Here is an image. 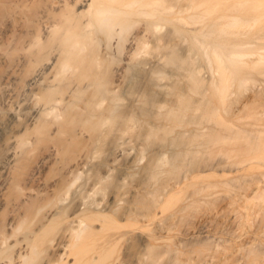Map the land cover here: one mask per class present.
<instances>
[{
  "label": "bare ground",
  "instance_id": "6f19581e",
  "mask_svg": "<svg viewBox=\"0 0 264 264\" xmlns=\"http://www.w3.org/2000/svg\"><path fill=\"white\" fill-rule=\"evenodd\" d=\"M258 74L264 0H0V264H156L164 247L144 229L189 185L231 172L188 168L218 143L207 115L253 105L264 121L259 89L225 103ZM255 183L237 205L241 225L264 200V173ZM247 244L244 264H264Z\"/></svg>",
  "mask_w": 264,
  "mask_h": 264
},
{
  "label": "rangeland",
  "instance_id": "374dc122",
  "mask_svg": "<svg viewBox=\"0 0 264 264\" xmlns=\"http://www.w3.org/2000/svg\"><path fill=\"white\" fill-rule=\"evenodd\" d=\"M258 75L254 76V79L252 76L249 83L247 82V85L244 86L243 88L241 87L238 90V88L235 87L234 93L233 95H231L230 99L225 100V103L228 101L226 103V106H228L229 104V106L227 107L229 110L232 108H235L240 100L244 99L247 95L253 94V92L257 91L258 89H259L258 91H261V92L263 91V94H264V76L263 75L258 76ZM257 109H262V107L251 105L245 110H243L240 113L239 117L235 119H230L229 114L226 113L225 111H219L218 114H215L212 116H210L211 114L207 115V118L206 120H204V122L209 127L214 126L216 133L214 132L212 136H217L219 138L218 143L217 145L213 146L214 148L212 147V149H210L211 152H209L208 155H204L203 158L200 157L201 160L198 158V160H200L199 164L198 163L193 164V166H191L190 164L188 168L194 169V165H195L194 170H197V169H200L201 166L202 168L203 167L209 168L210 166L211 168L212 167L220 168L218 165H223L224 169L227 168L231 172H228L229 174L226 175L225 178L223 177V183L213 184V179L209 178L206 181H200L199 183L193 184L194 186L189 185L184 190V192L178 197L177 201L175 202V206H174L175 210L172 213H165L163 215L157 216L150 223V226L144 229L143 234L147 239L151 241L153 247L157 246L158 244V247L154 249L158 253H161L160 251H162L163 253V250H164L163 256L160 259H158V262H157L158 264L159 263L160 264H182V263L183 264H199V262H202V264H208L206 261L209 259V256L213 253L215 254V252H219V251L222 252V250H224L223 248L225 246H228V244L229 245L232 244V246L236 249L234 250L232 248V250L228 251V256L223 261V264H244L245 255H246V251L244 252V249H245L244 247L247 244V242L250 245L249 246L250 249L254 250L255 246L256 247L258 246L257 247L258 251L259 249L264 251L263 249L264 248V233H261V232H264V200L261 202V205L258 201H256V203L254 202L253 204H251V206L249 207V211H248L249 212L248 219L245 222L246 225L240 224L242 220L241 219L242 215L237 207V205L241 203L242 198L245 195H247L248 198L253 196L254 191L252 192V190H256L255 188L256 179L260 177L261 173H264V135L261 136V134H258L262 138L260 139L259 136L255 138L257 134L253 132V130L264 129V121H258L253 118V112ZM231 125H233V127ZM234 126H236L235 129H234ZM243 129L250 131L252 134L241 132ZM231 134H233V136ZM253 135L255 136L253 137ZM226 154H227V157H226ZM250 159L255 162H251ZM204 164L205 165L207 164V165L205 166ZM174 173H176V171ZM172 174L171 176H168L169 174L168 175L164 174L166 176L163 175L164 176L163 179L167 178V176L172 178L173 177ZM178 176L173 177L174 179L172 178L169 183L175 182L174 180ZM166 182L168 181L165 179V180H162L159 184L155 185L156 193L158 192L160 188H162L160 186H164ZM205 185L206 186L208 185V186L206 187ZM200 187H202L201 190H199ZM195 192L196 193L198 192V193L196 194ZM238 193L243 196L238 195ZM158 194L159 193H157L156 195ZM203 196H206V198L205 197L203 198ZM228 202L231 205L228 204ZM184 207H186V210L184 209ZM244 211L246 210L242 209L241 212H244ZM184 218L185 220H183ZM174 220L175 222L178 221L177 224L175 223L176 226L172 224ZM208 225L210 228H208ZM157 226H160V227L157 228ZM170 226L171 227L174 226L172 227L173 229ZM202 228L205 229V231H203ZM210 235L212 236L211 238L213 241L211 242L209 240L206 241V239L211 240V238L209 237ZM203 236L206 238L205 239L206 244L204 243L202 244L200 242V239H202L201 241L203 242V238H202ZM191 237H192V240H194V241L191 240L192 242H190ZM186 239H189V241ZM214 239H217L215 243H213ZM227 240L228 242L225 243V241ZM219 241L224 246H222L219 243ZM194 242L195 244H193ZM182 243H184L185 247L182 246L183 245ZM187 243L188 245L186 246ZM209 243L210 244L212 243V246ZM159 246L164 247V249ZM125 247L126 248L124 250V254L126 252V258L128 260L134 258L135 256H133V254L135 253V251H137V249H136L135 239L133 236H128V241L126 242ZM217 247H221V248H217ZM239 247L240 248L242 247L241 248L242 250L241 249L238 250ZM247 248H248V244L246 245V249ZM126 249H130V251ZM165 249L167 251H169L170 249L172 250L176 249L178 251L173 250L174 252H176L174 253V255L176 256H174L171 250L170 251L171 258H169V256L167 257V255L169 254L165 252L166 251ZM188 250H191V251H188ZM257 250H254V251H257ZM178 252L181 253V256H183L185 260L177 261L176 257H177ZM199 252L202 253L201 254L202 256L200 257H199V254H200ZM165 254H167L166 257H165ZM188 255H189V258H187ZM205 255L206 257H204ZM164 258H165L166 263H163L165 262ZM190 259H193V260L191 261ZM159 260H162L163 262L162 261L160 262ZM169 260L171 261L169 262ZM143 264H147V263L144 262Z\"/></svg>",
  "mask_w": 264,
  "mask_h": 264
}]
</instances>
